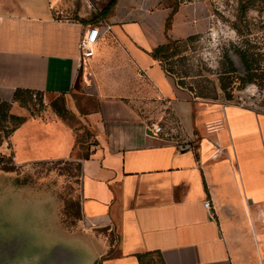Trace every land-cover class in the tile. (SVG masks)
Masks as SVG:
<instances>
[{"label":"crops","instance_id":"obj_1","mask_svg":"<svg viewBox=\"0 0 264 264\" xmlns=\"http://www.w3.org/2000/svg\"><path fill=\"white\" fill-rule=\"evenodd\" d=\"M111 2L0 0V99L11 102L17 89L50 103L64 95L95 139L80 159L73 227L62 218L61 177L13 183L24 198L0 202V241L17 244L3 264H264V112L200 97L152 57L168 39L206 32L210 10L202 1L118 0L102 16ZM90 26L100 37L83 69L78 45ZM83 91L93 108L73 101ZM67 132L27 119L8 141L14 165L70 159Z\"/></svg>","mask_w":264,"mask_h":264},{"label":"rangeland","instance_id":"obj_2","mask_svg":"<svg viewBox=\"0 0 264 264\" xmlns=\"http://www.w3.org/2000/svg\"><path fill=\"white\" fill-rule=\"evenodd\" d=\"M82 1L86 2L79 0ZM186 1L204 2L211 12V25L203 34L181 44L183 56L169 60L168 68H172L180 78L185 74L186 77L181 79L184 80V86L198 96L215 99L230 94L232 100L243 98V102L250 103L253 108L264 112L263 0ZM73 101L89 109L94 107L93 101L88 99L85 91L75 95ZM53 103H56L55 108ZM65 104L67 105L62 97L50 103V100L37 93L33 95L32 102L27 107L13 103L11 113L18 117L26 120H54L56 124H61L64 130H68L65 136L73 139L75 151L68 160L37 161L23 172L17 169L13 162V175L5 174V171L0 172V202L5 203L7 198L11 197L22 201L24 195L20 191H13L12 188L13 183L17 181L37 185L53 184L58 177L62 178L59 184H62L60 195L64 203L63 211L66 202L80 201V159L89 155L95 145V139ZM14 126L13 122L0 120V136L3 138L0 153L6 158L13 156V148L8 142L11 135L7 139L4 137ZM76 212L77 208L69 210L67 217L63 216L62 212L63 220L65 218L67 224H71V214ZM5 214L6 207L0 203V234L6 232ZM15 245L17 244L14 242L0 241V264L5 263L7 255H11L16 248Z\"/></svg>","mask_w":264,"mask_h":264},{"label":"trees","instance_id":"obj_3","mask_svg":"<svg viewBox=\"0 0 264 264\" xmlns=\"http://www.w3.org/2000/svg\"><path fill=\"white\" fill-rule=\"evenodd\" d=\"M117 1L118 0H112V2L107 6V8L101 12V15L107 16L110 13L111 9L115 6ZM192 38L193 37H190L186 40H180V41H173L171 39H168L165 44L158 46L156 49H154V52H152L153 53L152 57L158 62H160L165 68V70L169 74L173 75L177 79L178 84L184 88H187V87L184 86V82H183L184 80H181V79L186 77V75L184 74V76L181 78L178 77L176 72H174L172 68L171 69L168 68V61L175 59V58H179L180 56L182 57L183 53H181L182 52L181 44L183 45L185 41H189ZM34 94L35 93L30 90L17 89L13 94V98L11 102H7V101L0 99V120L3 122H8V121L13 122L15 124V126L10 130V132H7V134L4 137L5 139H7L9 135H11L21 124H23L26 121L25 118L18 117L11 113L13 103H18L22 107H27L32 102V97ZM37 94H40V93H37ZM61 97L64 99V95ZM200 97L207 98L205 96H200ZM225 97L228 100H232V96L230 94H225ZM55 104L56 103L52 104L53 108H55ZM2 143H3V138L2 136H0V147ZM88 157L89 155L86 156L84 159H87ZM11 166H13V156L6 158L3 154L0 153V171L11 172L12 171ZM74 208H77V212L75 214H71L73 218L71 224L68 225L65 218L63 220L64 223H66L68 227H73L76 224V221L80 220L82 217L80 201L70 202V203L66 202L65 208L63 211V216L67 217L69 215L67 214V212L69 210H73Z\"/></svg>","mask_w":264,"mask_h":264},{"label":"built area","instance_id":"obj_4","mask_svg":"<svg viewBox=\"0 0 264 264\" xmlns=\"http://www.w3.org/2000/svg\"><path fill=\"white\" fill-rule=\"evenodd\" d=\"M100 37V28L90 26L88 27L82 34L78 49H79V67L85 69L88 60L94 56L95 46ZM236 104L246 108H253L250 103L243 102V98H238L236 101L233 100ZM255 109V108H254ZM148 130L153 134L160 135L163 132V128L159 125L150 124L148 126ZM205 207L208 210H211V202L207 200L205 202Z\"/></svg>","mask_w":264,"mask_h":264}]
</instances>
